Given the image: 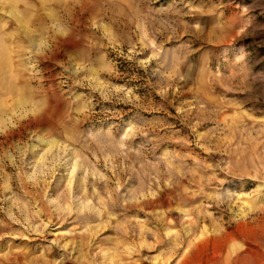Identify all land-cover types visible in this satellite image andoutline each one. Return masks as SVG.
<instances>
[{
	"label": "rangeland",
	"instance_id": "obj_1",
	"mask_svg": "<svg viewBox=\"0 0 264 264\" xmlns=\"http://www.w3.org/2000/svg\"><path fill=\"white\" fill-rule=\"evenodd\" d=\"M0 38V264H264V0H3Z\"/></svg>",
	"mask_w": 264,
	"mask_h": 264
},
{
	"label": "bare ground",
	"instance_id": "obj_2",
	"mask_svg": "<svg viewBox=\"0 0 264 264\" xmlns=\"http://www.w3.org/2000/svg\"><path fill=\"white\" fill-rule=\"evenodd\" d=\"M0 1L2 2L3 0H0ZM7 53H6V50H5L3 43L0 41V91L2 88L3 90L5 89V92L16 93V96H17L16 98L19 100V102H21L22 101L21 100L22 99L21 98V92L19 90H17L15 88V86L13 85L12 79H14V78L13 77L9 78L11 76L7 77V75L5 74L6 68L8 67V65H7V62H8Z\"/></svg>",
	"mask_w": 264,
	"mask_h": 264
}]
</instances>
